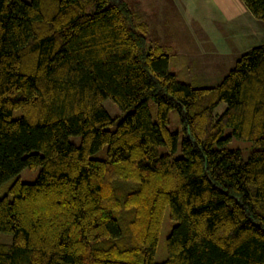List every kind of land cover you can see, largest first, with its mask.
<instances>
[{
    "label": "trees",
    "instance_id": "obj_1",
    "mask_svg": "<svg viewBox=\"0 0 264 264\" xmlns=\"http://www.w3.org/2000/svg\"><path fill=\"white\" fill-rule=\"evenodd\" d=\"M149 31L125 0H0V264H264V44L193 87Z\"/></svg>",
    "mask_w": 264,
    "mask_h": 264
},
{
    "label": "crops",
    "instance_id": "obj_2",
    "mask_svg": "<svg viewBox=\"0 0 264 264\" xmlns=\"http://www.w3.org/2000/svg\"><path fill=\"white\" fill-rule=\"evenodd\" d=\"M171 3L182 15L191 38H185L189 41L182 44L180 51L169 47L167 40L165 45L164 36L158 45L170 49V68L186 81L211 86L232 68L237 57L264 44V22L254 18L241 0H171ZM189 53L196 55L202 67L207 58L218 66L209 71L201 68L204 73H198Z\"/></svg>",
    "mask_w": 264,
    "mask_h": 264
},
{
    "label": "rangeland",
    "instance_id": "obj_3",
    "mask_svg": "<svg viewBox=\"0 0 264 264\" xmlns=\"http://www.w3.org/2000/svg\"><path fill=\"white\" fill-rule=\"evenodd\" d=\"M25 1L30 2L31 0H25ZM125 1L134 10L135 15L139 21H145L148 23L150 27L149 36H150L152 47L157 46L158 43L161 44L162 36L165 37V45H168L166 43V40H167L169 41V47L173 46L174 48H177L176 49L177 51L179 48L181 49V47L183 46L182 44L185 45V41L190 40L191 36L188 37L189 32L184 25V19L182 15L179 14L178 10L172 5L171 0H125ZM186 37H188L189 40L185 39ZM189 51L192 52V49H190ZM194 56L196 55H192L191 53H189L188 55L193 65V69L197 70L198 73L203 72L201 71L202 70L201 68L209 71V70H212V68L216 69L218 66L216 64L212 65L210 61L212 58H210V60H208L207 58V62L205 63L206 65H203L202 67L201 62L197 60V58ZM237 59L238 57L235 59L232 67L234 66ZM220 64H221V60H220ZM205 73H210V72H205ZM178 77L180 80L182 79L186 81L185 78H182V75ZM186 83L191 84L193 87L199 86L197 83H193L192 81H186ZM103 106L112 118L120 117L121 113L119 109L111 101L109 100L105 101ZM151 107L152 109H154L152 103H151ZM224 108H225V105L221 104L216 108L214 113H221L224 110ZM13 116L15 118L18 117L19 111H15ZM169 120H170L169 128L171 130L179 131L181 126L179 123L178 113L175 111L171 112L169 114ZM230 133H231V130L226 129L224 132V136H227ZM69 139L71 142L75 144H78L80 142L79 136L70 137ZM180 140H181V134L179 136V142ZM228 148L238 149L241 152L243 159L246 160L248 156L250 155V153L256 149V146L251 141H245V140H239V139L233 138L231 142H229ZM160 150L161 152H165L166 148H161ZM105 155L106 154L103 149L100 152H98L95 155V157H97L98 159H101V158H104ZM179 156H180V147L175 157H179ZM39 173H40V168H36L34 170L24 169L20 172L18 177L22 182L31 183L35 181ZM9 183L0 187V196L8 195L7 190H8ZM172 225L173 223L169 219L168 212H166L164 223H163V228L159 236L158 246H157V250H156V254L154 258L156 263L163 262L167 257L166 249H165V242H166V238L168 234L170 233ZM0 238L5 241L9 239L8 236H4V235L0 236Z\"/></svg>",
    "mask_w": 264,
    "mask_h": 264
}]
</instances>
